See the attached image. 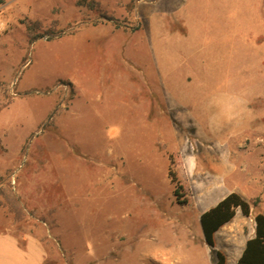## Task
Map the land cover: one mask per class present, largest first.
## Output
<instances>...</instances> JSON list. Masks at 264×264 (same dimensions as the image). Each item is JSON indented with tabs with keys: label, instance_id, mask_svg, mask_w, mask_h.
<instances>
[{
	"label": "rangeland",
	"instance_id": "obj_1",
	"mask_svg": "<svg viewBox=\"0 0 264 264\" xmlns=\"http://www.w3.org/2000/svg\"><path fill=\"white\" fill-rule=\"evenodd\" d=\"M0 82V224L42 264H214L200 214L252 203L232 258L264 213V0H0Z\"/></svg>",
	"mask_w": 264,
	"mask_h": 264
},
{
	"label": "trees",
	"instance_id": "obj_2",
	"mask_svg": "<svg viewBox=\"0 0 264 264\" xmlns=\"http://www.w3.org/2000/svg\"><path fill=\"white\" fill-rule=\"evenodd\" d=\"M86 2V1H85ZM92 6V3L89 2ZM30 41L35 39V27L27 25ZM2 82H0L1 84ZM252 203L237 191H231L215 205L203 211L200 224L205 243L211 248L214 264H229L227 254L216 249V234L225 224L231 222L240 212L244 216L251 214ZM254 235L248 238L236 264H264V213L254 215Z\"/></svg>",
	"mask_w": 264,
	"mask_h": 264
},
{
	"label": "crops",
	"instance_id": "obj_3",
	"mask_svg": "<svg viewBox=\"0 0 264 264\" xmlns=\"http://www.w3.org/2000/svg\"><path fill=\"white\" fill-rule=\"evenodd\" d=\"M254 226L255 224L253 223L246 240L254 235ZM245 242L241 244L238 252L232 258L227 255L229 264H236ZM41 243L43 242L40 238L32 234H27L24 237V243H21L19 237L11 232L9 224H0V264H42L45 258V251Z\"/></svg>",
	"mask_w": 264,
	"mask_h": 264
}]
</instances>
